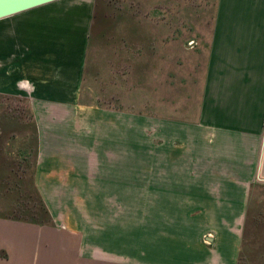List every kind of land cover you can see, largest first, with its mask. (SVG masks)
<instances>
[{"label":"crops","instance_id":"obj_1","mask_svg":"<svg viewBox=\"0 0 264 264\" xmlns=\"http://www.w3.org/2000/svg\"><path fill=\"white\" fill-rule=\"evenodd\" d=\"M222 2L237 22L217 27L215 46L227 29L242 62L217 79L216 125L209 94L200 125L83 101L96 0L0 17V94L30 101L34 180L53 221L0 217V264H239L252 186L264 183V73L251 15L236 12L244 0ZM144 125H156V155L144 154Z\"/></svg>","mask_w":264,"mask_h":264},{"label":"rangeland","instance_id":"obj_2","mask_svg":"<svg viewBox=\"0 0 264 264\" xmlns=\"http://www.w3.org/2000/svg\"><path fill=\"white\" fill-rule=\"evenodd\" d=\"M244 2L236 12L251 15L244 19L254 28L247 31H253L256 39V58L260 62L257 74L261 75L264 0ZM222 6V0H96L83 101H99L103 106L124 108L156 120L200 125L203 100L209 94L206 120L209 125H216L217 79L223 84L234 66L242 62L236 51L237 59H232L233 38L229 36L233 34L227 33V29L220 36L222 46L217 45L218 49L215 46L217 27H228L227 20L229 25L231 21L237 22V18H226L231 12L222 11ZM215 53L220 54V61L215 59ZM261 84L257 82V86ZM30 107L25 97L0 95L3 215L12 214L16 206L19 175L23 172L30 175L33 171L35 149L29 139ZM131 126L136 129V125ZM144 127L148 145L144 154L156 155V125ZM139 166L135 160L130 162V169ZM143 168L155 169L156 161L147 162ZM258 184L250 193L240 264H264V183ZM15 214L19 215V211Z\"/></svg>","mask_w":264,"mask_h":264},{"label":"trees","instance_id":"obj_3","mask_svg":"<svg viewBox=\"0 0 264 264\" xmlns=\"http://www.w3.org/2000/svg\"><path fill=\"white\" fill-rule=\"evenodd\" d=\"M29 115H30L29 125L31 128L29 139L31 140L32 143L31 146H33V148L35 149V159L33 161L34 164L32 169L33 171L32 174L30 175L24 172L19 175L20 179H18L17 181V191H16L17 197L15 201L16 206L12 209V214L3 215L0 213V217L39 224V225H45V224L51 225L53 224L52 216L48 208L46 207L44 201L42 200L40 192L36 187L34 180L36 161L39 151V132L31 107H30ZM1 128L2 125L0 123V130ZM0 132L2 133V131ZM1 140H2V136H0V144H1ZM28 182L30 187H27ZM258 186H260V184H256L255 186H252L251 192H253L254 187H258ZM15 211H19V215L16 214L14 215ZM244 233H245V227H244L243 236ZM243 239L244 237H242V242ZM239 264H240V258H239Z\"/></svg>","mask_w":264,"mask_h":264},{"label":"water","instance_id":"obj_4","mask_svg":"<svg viewBox=\"0 0 264 264\" xmlns=\"http://www.w3.org/2000/svg\"><path fill=\"white\" fill-rule=\"evenodd\" d=\"M53 0H0V17Z\"/></svg>","mask_w":264,"mask_h":264}]
</instances>
